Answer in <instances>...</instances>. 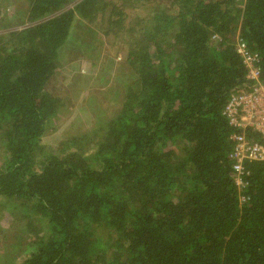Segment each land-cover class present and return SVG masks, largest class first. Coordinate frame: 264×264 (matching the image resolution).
I'll list each match as a JSON object with an SVG mask.
<instances>
[{"label": "trees", "instance_id": "16d2710c", "mask_svg": "<svg viewBox=\"0 0 264 264\" xmlns=\"http://www.w3.org/2000/svg\"><path fill=\"white\" fill-rule=\"evenodd\" d=\"M0 30V231L35 234L9 264H264V161L235 184L222 114L236 37L264 81V0H0ZM102 37L126 47L121 77L85 88L94 123L73 132L86 75L50 83Z\"/></svg>", "mask_w": 264, "mask_h": 264}, {"label": "rangeland", "instance_id": "374dc122", "mask_svg": "<svg viewBox=\"0 0 264 264\" xmlns=\"http://www.w3.org/2000/svg\"><path fill=\"white\" fill-rule=\"evenodd\" d=\"M13 8L14 5L6 7L8 15L11 14ZM74 28L75 27H73L72 30H74ZM2 31L3 30H0V32ZM73 35L74 33L71 34V37H73ZM101 40L102 44L96 42L97 45L95 48V54H97L98 52L99 58L92 61L89 59L81 58L71 59L69 58L70 56H66L65 58H63L64 62H62V64L59 65V68L55 71V81L50 83L51 87L53 88L56 86L58 88H61L64 86V84L70 81L75 73H82L86 75L85 78H82L77 83V88L82 89L81 94L79 95V97H77L76 101L68 104L67 115L61 121V123H64L65 126H67L74 120V126H72L71 128L73 132H77L78 130H80L79 122H81L80 125H82L83 129L89 128L94 123L93 119L89 117L92 108H86L82 103V99H88L90 96H92L91 94H88L86 92L85 88H89L90 90H97V88H101L104 84L108 85L109 83H113V85L115 86L114 83L116 82H113L112 79L114 80L116 76L118 80H120L121 77L119 75V72L122 70L119 67L117 69L115 65L117 62H120L122 58H124V55L126 53L125 45L122 44L119 39H114L112 37H102ZM114 74L115 76H112ZM103 80H107V82L105 83ZM123 80H125L124 77ZM60 130L61 128H56L55 133H59ZM49 136H51V134ZM11 222L12 217L9 209L5 208V206L0 207V229H9ZM46 233L47 232L45 228L39 227L38 234L45 235ZM22 234V236H25V238L23 239L24 243L19 244L17 241L19 235L17 233L15 235V238H11V236H8V238L4 239V234L0 231V262H2L3 264H9L14 260L23 258L29 251L30 248L27 243L34 238L35 234L29 232H25Z\"/></svg>", "mask_w": 264, "mask_h": 264}, {"label": "built area", "instance_id": "2783aa9c", "mask_svg": "<svg viewBox=\"0 0 264 264\" xmlns=\"http://www.w3.org/2000/svg\"><path fill=\"white\" fill-rule=\"evenodd\" d=\"M235 51L245 67V83L230 92L222 114L234 128L229 158L234 182L241 188L247 175L245 162L264 161V81L258 53L249 50L239 37L235 40Z\"/></svg>", "mask_w": 264, "mask_h": 264}]
</instances>
